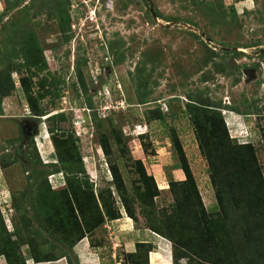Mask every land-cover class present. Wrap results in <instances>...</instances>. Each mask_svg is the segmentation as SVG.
Listing matches in <instances>:
<instances>
[{"label":"rangeland","instance_id":"1","mask_svg":"<svg viewBox=\"0 0 264 264\" xmlns=\"http://www.w3.org/2000/svg\"><path fill=\"white\" fill-rule=\"evenodd\" d=\"M54 10L68 11V23H59L62 20ZM262 49L264 0H0V86L14 81L12 91L0 96V210L8 229L22 226L26 232V227L35 245L49 254L65 251L44 218H36V207L28 200L35 190L26 167H35V149L43 163L38 170L53 172L57 160L47 116L38 121L30 115L20 83L22 73L31 77L33 93L49 115L66 114L62 126H71L79 138L86 176L96 192L110 185V159L120 165L129 188L138 178L135 159H141L149 172L164 170L168 180L169 169L179 165L171 140L175 130L199 191L206 202L213 199L207 204L210 210L217 200L209 163L185 105L190 95L221 103L230 137L238 144L255 146L264 176ZM28 55L30 65L25 61ZM231 58L234 61L227 67ZM217 64H225L226 70L218 71ZM247 68L254 69L248 77ZM137 87L148 93L149 102L139 103ZM89 99L97 111L106 103L114 106L107 117L113 123L108 122L107 129L112 142L115 136L122 138L125 154L115 142L112 157L103 153L89 116L93 110L86 109ZM158 109L164 118L150 120L149 111ZM25 119L36 121L37 130L23 144ZM64 176L62 171L47 177L52 188L59 189L65 185ZM40 180L44 181V175ZM116 199L123 211L118 195ZM164 201L166 206L174 202L171 197ZM14 203L17 209L12 208ZM141 219L137 224L130 220V227L144 226ZM109 221L88 235L95 252L101 254L94 263L130 264L121 255L122 248H113L117 232L126 225L114 222L108 227ZM114 251L116 258L111 257ZM179 264H186V259Z\"/></svg>","mask_w":264,"mask_h":264},{"label":"trees","instance_id":"2","mask_svg":"<svg viewBox=\"0 0 264 264\" xmlns=\"http://www.w3.org/2000/svg\"><path fill=\"white\" fill-rule=\"evenodd\" d=\"M232 10L235 13L234 8ZM54 11L58 19L62 20L59 23H68V11ZM35 45L39 48L37 43ZM261 51L264 52V49ZM29 57H26L27 60L25 58L28 65L32 64ZM215 68L222 72L226 70L225 64H217ZM78 74L84 89L87 90L80 69ZM20 83L30 115L38 121H41L42 116H47L45 120L49 122L48 129L57 160L52 164L55 167L53 172L63 171L65 175V185L53 189L47 177L53 172L38 170L39 165L43 163L34 147L38 161L34 162V168L28 166L26 169L30 170L29 180L32 181L31 188L35 192L33 195L29 194L28 200L36 207V218H44L47 227L56 232L55 236L57 235L65 251L60 255L44 252L41 247L35 245L26 227V232L22 226L10 231L0 210V256L5 258L7 264H26V254L23 251L25 245L28 247L27 254L36 262L57 260L66 256L72 264H79L77 259L72 260L74 245L102 227L107 220L122 216L116 195L120 198L124 212L136 224L143 217L145 224L141 227L170 240L173 264H179L183 259H186V264H264L262 168L252 143L238 144L230 137L220 110L221 103L216 104L209 99L190 95L185 105L194 125L200 150L209 163V176L217 200L214 207L210 210L205 207L182 143L176 131L172 130L171 140L179 158L178 167L183 169L186 178L179 181L169 174V188L174 202L158 210L155 198L160 194V189L153 173L147 171L141 159L134 160L138 178L133 188L128 187L120 165L114 160H108L110 185L96 192L94 182L86 176L78 144L79 138L71 126H62L67 120L66 114L61 111L49 115L50 112L40 103V98L33 93L29 75L22 73ZM44 86L42 83L41 87ZM13 87L14 81L10 79V86H0V96L8 95ZM136 95L139 103L149 102L145 99L148 93L143 94L139 87L136 88ZM1 103L0 100V110ZM86 109L89 112L93 110L89 116L91 122H94L98 142L105 156H113L114 142L121 153L125 154L127 146L123 145L122 138L115 136L112 142L107 129V123H113L111 118H107L112 113V108L107 110L111 111L108 114L102 110L97 111V106L89 99ZM149 113V119L152 121L164 118L160 109L151 110ZM32 144L33 141L28 146ZM42 175L44 181L40 180ZM12 208H18L16 203ZM25 215L26 213L22 217ZM26 221L29 223L28 219ZM152 249L151 243L138 242L135 252L124 253L125 260L130 259V264H149L148 257Z\"/></svg>","mask_w":264,"mask_h":264},{"label":"crops","instance_id":"3","mask_svg":"<svg viewBox=\"0 0 264 264\" xmlns=\"http://www.w3.org/2000/svg\"><path fill=\"white\" fill-rule=\"evenodd\" d=\"M152 169L150 171L153 173L160 189V194L155 198L156 207L159 210L163 207H166V202L164 201V198L171 197V199H173V195L169 190L170 189L169 182L167 180L165 171L158 168V170H156L158 171L157 173L155 171V168ZM169 170L171 171L172 176L174 177L175 180H179V181L185 180L186 176L183 169L177 166ZM154 171L156 172V174L154 173ZM158 178L160 180H158ZM201 196L205 207L208 209L207 204L208 202L212 203L213 201L212 197L209 198L208 202H206L207 200L205 201L203 194H201ZM211 207H214V205L213 206L211 205ZM130 220L132 221L133 219L129 217L123 210L122 216L120 218L110 220L107 223L108 227L109 224H113L114 222H116V224L120 226L126 225V228H122V230H119L117 232V241L115 242L113 248L115 247L122 248L123 254L133 253L136 251V245L138 242L151 243L153 249L149 252V257H148L149 264H173L170 240L144 227H137V226L130 227L131 225ZM127 225L129 226V228H127ZM27 249L28 247L27 245H25L23 247V251L26 254L25 255L26 264H72L71 262L68 261V258L66 256L60 257L57 260L36 262L32 257H30L27 254ZM123 254L121 253L122 256H124ZM72 255L74 256L73 257L74 260L77 259L79 261V264H95L94 263L95 260L97 261L99 259V255L101 254L98 253L97 251L95 252V247L91 245L89 236H86L85 238L81 239L78 243L74 245ZM115 255L116 254L114 251V253L111 254V257L116 258ZM121 255H118L120 260H122ZM106 256H108V254H106ZM0 264H7L3 256H0Z\"/></svg>","mask_w":264,"mask_h":264},{"label":"flooded vegetation","instance_id":"4","mask_svg":"<svg viewBox=\"0 0 264 264\" xmlns=\"http://www.w3.org/2000/svg\"><path fill=\"white\" fill-rule=\"evenodd\" d=\"M231 59L226 63L227 67H230L231 65ZM245 72V71H244ZM247 76V74L245 73ZM37 130V123L34 120L31 119H25L23 122V144H26L29 140V138L32 136V134ZM26 146V145H24Z\"/></svg>","mask_w":264,"mask_h":264},{"label":"built area","instance_id":"5","mask_svg":"<svg viewBox=\"0 0 264 264\" xmlns=\"http://www.w3.org/2000/svg\"><path fill=\"white\" fill-rule=\"evenodd\" d=\"M212 46V45H211ZM112 107H114V106H112V104L110 105L109 103H106V104H104L101 108H102V111L104 112L105 110H109V109H111ZM106 113V112H105Z\"/></svg>","mask_w":264,"mask_h":264},{"label":"water","instance_id":"6","mask_svg":"<svg viewBox=\"0 0 264 264\" xmlns=\"http://www.w3.org/2000/svg\"><path fill=\"white\" fill-rule=\"evenodd\" d=\"M150 7L152 8V4H150ZM231 61H234V58H231ZM254 71L253 68H247L245 69V73L247 74V77L250 73H252ZM250 76V75H249Z\"/></svg>","mask_w":264,"mask_h":264}]
</instances>
